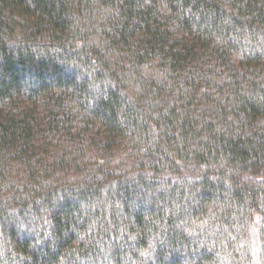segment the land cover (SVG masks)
Segmentation results:
<instances>
[{"label":"trees","instance_id":"trees-1","mask_svg":"<svg viewBox=\"0 0 264 264\" xmlns=\"http://www.w3.org/2000/svg\"><path fill=\"white\" fill-rule=\"evenodd\" d=\"M0 264H264V0H0Z\"/></svg>","mask_w":264,"mask_h":264}]
</instances>
